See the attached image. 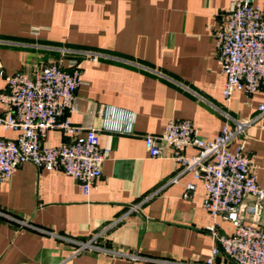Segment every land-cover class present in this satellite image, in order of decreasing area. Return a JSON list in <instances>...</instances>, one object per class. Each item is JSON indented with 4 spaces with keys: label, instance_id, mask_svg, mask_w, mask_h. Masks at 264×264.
Here are the masks:
<instances>
[{
    "label": "crops",
    "instance_id": "crops-1",
    "mask_svg": "<svg viewBox=\"0 0 264 264\" xmlns=\"http://www.w3.org/2000/svg\"><path fill=\"white\" fill-rule=\"evenodd\" d=\"M233 1L0 0V94L17 72L76 61L83 84L72 122L95 128L109 151L89 195L65 173L30 163L0 181V264H182L211 257L213 220L203 182L180 174L168 148L152 158L145 139L171 120H189L214 140L226 125L234 129L258 116L264 90L250 98L235 93L229 104L224 98L214 33ZM251 2L264 12V0ZM17 135L0 129V137ZM68 140L51 130L44 143ZM243 141L264 188V116L230 150ZM188 183L197 189L185 198ZM257 220L264 227V211ZM218 231L230 236L234 227L219 220ZM88 241L98 248L75 255L78 242Z\"/></svg>",
    "mask_w": 264,
    "mask_h": 264
},
{
    "label": "built area",
    "instance_id": "built-area-1",
    "mask_svg": "<svg viewBox=\"0 0 264 264\" xmlns=\"http://www.w3.org/2000/svg\"><path fill=\"white\" fill-rule=\"evenodd\" d=\"M214 37L226 76L225 102L231 103L235 93L250 98L264 90L263 10L251 0H234L225 24ZM98 59V55L91 56L93 62ZM7 82L8 91L0 94L4 109L0 129L18 135L14 139L0 137V181L9 180L19 166L30 163L39 170L65 173L89 195L102 176L109 151L100 147L95 128L75 125L71 119L78 110L77 90L83 84V70L76 61L68 68L55 62L34 74L17 72ZM263 116L264 104L255 120L235 122L234 129L226 125L214 140L201 137L189 120H171L164 132L146 137V150L152 158H159L164 148L170 149L180 174H192L203 182L206 192L204 207L213 220L209 228L214 241L212 255L206 261L182 264H221V258L228 264H264V227L257 220L264 211V188L257 183L254 161L245 152V141L235 152L230 150L234 141L239 136L246 137L247 129ZM51 130H61L69 140L58 146L45 144ZM189 148L199 153L188 156ZM180 174L169 183L177 182ZM196 189L195 183H188L184 197L189 198ZM245 212L251 220L243 216ZM219 220L232 223V235L219 233ZM78 245L75 255L98 248L93 241Z\"/></svg>",
    "mask_w": 264,
    "mask_h": 264
}]
</instances>
